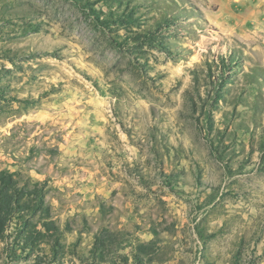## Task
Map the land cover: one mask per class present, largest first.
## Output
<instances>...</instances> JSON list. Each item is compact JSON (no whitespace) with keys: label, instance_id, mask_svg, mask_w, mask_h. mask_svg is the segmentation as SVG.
Listing matches in <instances>:
<instances>
[{"label":"rangeland","instance_id":"1","mask_svg":"<svg viewBox=\"0 0 264 264\" xmlns=\"http://www.w3.org/2000/svg\"><path fill=\"white\" fill-rule=\"evenodd\" d=\"M0 264H264V0H0Z\"/></svg>","mask_w":264,"mask_h":264},{"label":"bare ground","instance_id":"2","mask_svg":"<svg viewBox=\"0 0 264 264\" xmlns=\"http://www.w3.org/2000/svg\"><path fill=\"white\" fill-rule=\"evenodd\" d=\"M252 14H254V13H252Z\"/></svg>","mask_w":264,"mask_h":264}]
</instances>
